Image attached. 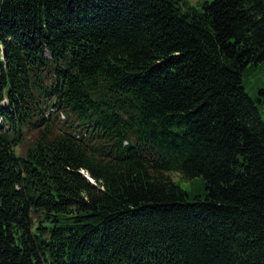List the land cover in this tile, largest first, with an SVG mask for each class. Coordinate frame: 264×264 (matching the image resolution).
Returning <instances> with one entry per match:
<instances>
[{
  "label": "trees",
  "instance_id": "16d2710c",
  "mask_svg": "<svg viewBox=\"0 0 264 264\" xmlns=\"http://www.w3.org/2000/svg\"><path fill=\"white\" fill-rule=\"evenodd\" d=\"M200 6L0 0V264H264V0Z\"/></svg>",
  "mask_w": 264,
  "mask_h": 264
},
{
  "label": "rangeland",
  "instance_id": "374dc122",
  "mask_svg": "<svg viewBox=\"0 0 264 264\" xmlns=\"http://www.w3.org/2000/svg\"><path fill=\"white\" fill-rule=\"evenodd\" d=\"M183 4L193 7L201 8V4L204 2H211L213 0H180ZM245 87L249 93H254L260 88H264V63L258 65L250 74L246 76ZM263 121H264V107H263ZM61 118L57 122L62 123ZM36 132L25 130V141L17 148L16 154L20 157H25L28 149L36 138ZM174 181L177 182L182 189L187 191L190 195V201L194 200V196H202L205 193L204 181L202 177H196L193 179H184L179 173L173 172L170 174Z\"/></svg>",
  "mask_w": 264,
  "mask_h": 264
}]
</instances>
